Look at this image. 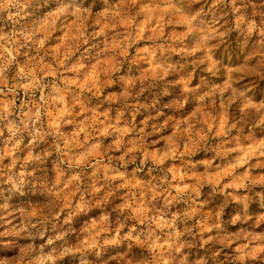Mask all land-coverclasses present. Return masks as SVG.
Returning <instances> with one entry per match:
<instances>
[{
	"label": "clouds",
	"instance_id": "clouds-1",
	"mask_svg": "<svg viewBox=\"0 0 264 264\" xmlns=\"http://www.w3.org/2000/svg\"><path fill=\"white\" fill-rule=\"evenodd\" d=\"M264 0H0V264H264Z\"/></svg>",
	"mask_w": 264,
	"mask_h": 264
},
{
	"label": "rangeland",
	"instance_id": "rangeland-1",
	"mask_svg": "<svg viewBox=\"0 0 264 264\" xmlns=\"http://www.w3.org/2000/svg\"><path fill=\"white\" fill-rule=\"evenodd\" d=\"M262 87H264V85H262Z\"/></svg>",
	"mask_w": 264,
	"mask_h": 264
}]
</instances>
